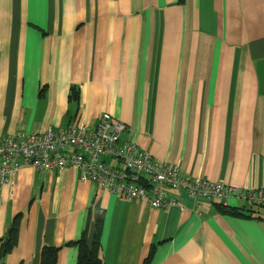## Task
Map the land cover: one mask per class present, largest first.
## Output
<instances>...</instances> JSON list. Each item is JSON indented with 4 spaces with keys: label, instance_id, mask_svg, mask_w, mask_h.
I'll use <instances>...</instances> for the list:
<instances>
[{
    "label": "crops",
    "instance_id": "1",
    "mask_svg": "<svg viewBox=\"0 0 264 264\" xmlns=\"http://www.w3.org/2000/svg\"><path fill=\"white\" fill-rule=\"evenodd\" d=\"M105 113L156 160L234 187L225 205L254 217L186 197L153 209L82 182L80 168L28 167L0 198V239L21 216L4 264H41L45 247L77 264L68 244L92 239L101 213L103 264L152 251L150 264H264V206L241 199L264 189V0H0V138Z\"/></svg>",
    "mask_w": 264,
    "mask_h": 264
},
{
    "label": "built area",
    "instance_id": "2",
    "mask_svg": "<svg viewBox=\"0 0 264 264\" xmlns=\"http://www.w3.org/2000/svg\"><path fill=\"white\" fill-rule=\"evenodd\" d=\"M126 129L105 113L94 127L78 122L57 132L51 129L0 138V198L5 187L13 190L15 174L28 167L39 172L80 168L82 182L100 185L115 196L153 209H185L184 197L225 205L237 195L234 187L186 176L179 168L156 160L150 151L123 138ZM172 194L177 198H170ZM242 198L264 206V189L242 194Z\"/></svg>",
    "mask_w": 264,
    "mask_h": 264
},
{
    "label": "trees",
    "instance_id": "3",
    "mask_svg": "<svg viewBox=\"0 0 264 264\" xmlns=\"http://www.w3.org/2000/svg\"><path fill=\"white\" fill-rule=\"evenodd\" d=\"M70 101L79 102L80 101V90L72 88L71 93L69 95ZM218 211L227 216H235V217H254L255 211L250 210L246 211L245 208H236L229 207L222 204H217ZM21 216H18L12 222L13 229L6 234L4 239H0L1 244V254H0V264H4L3 261L6 257L11 254L14 249L17 247L19 238V223ZM104 213H101L99 218L97 219L96 230L94 232V236L90 239L88 232L85 231L80 240L75 242H70L68 245H72L75 248H78V257L77 264H103V260L101 259V240L103 237V229H104ZM60 248L56 247H45L40 262L41 264H57L58 253ZM153 251L150 252L148 259H146L144 264H150L152 261Z\"/></svg>",
    "mask_w": 264,
    "mask_h": 264
},
{
    "label": "water",
    "instance_id": "4",
    "mask_svg": "<svg viewBox=\"0 0 264 264\" xmlns=\"http://www.w3.org/2000/svg\"><path fill=\"white\" fill-rule=\"evenodd\" d=\"M12 229H13V226H11L10 230H12Z\"/></svg>",
    "mask_w": 264,
    "mask_h": 264
}]
</instances>
